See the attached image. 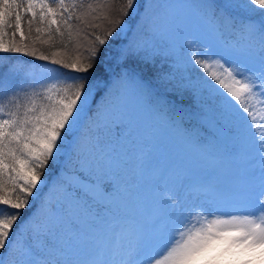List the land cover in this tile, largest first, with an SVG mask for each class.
<instances>
[{"label": "snow or ice", "instance_id": "snow-or-ice-1", "mask_svg": "<svg viewBox=\"0 0 264 264\" xmlns=\"http://www.w3.org/2000/svg\"><path fill=\"white\" fill-rule=\"evenodd\" d=\"M136 4L137 0H124L119 15L113 16V0H0V264H6L3 253L8 254L7 264H264V0H240L219 11L207 5L208 23L218 31L226 26L233 33L226 47L255 57L258 66L242 59L226 66L227 62L211 60L222 54L208 47L197 52L195 39L179 34L178 16L167 12L160 14L150 31L142 23V42L120 49L115 68L109 64L118 84H134L145 97L151 95L153 80L165 91L186 88L183 78L177 80L155 68L158 54L167 49L177 65L187 71L195 65L214 82L201 77L192 87L216 98L252 138L255 179L236 182L225 194L211 171L193 162L158 184L148 216L110 212L124 187L111 173V150L101 141L113 127L120 135L122 103L107 113L98 107L93 114L95 100H89L100 48L114 33L119 36L125 30V18L137 11ZM230 8L250 15L259 10L260 19H241L237 24ZM145 13L142 19L152 15L151 5ZM100 19L109 27L103 37L95 34L89 40L93 33L83 34L81 25L100 28L91 23ZM167 34L176 35L172 48L163 39ZM81 40L89 41V46ZM16 55L29 59H13ZM69 148L76 162L58 164ZM50 165L53 174L61 166L63 171L41 199ZM93 165L101 174L85 175L84 170ZM101 190L111 193V199L102 211L93 210ZM36 200L40 207L32 213ZM206 200L221 215L208 219L197 211ZM58 208L63 212L58 214ZM25 209L32 219L18 223ZM80 216L100 226L94 236L75 230ZM106 216L110 217L107 223ZM72 240H84L89 247L69 259L65 246Z\"/></svg>", "mask_w": 264, "mask_h": 264}, {"label": "trees", "instance_id": "trees-1", "mask_svg": "<svg viewBox=\"0 0 264 264\" xmlns=\"http://www.w3.org/2000/svg\"><path fill=\"white\" fill-rule=\"evenodd\" d=\"M182 1L187 3L189 2L192 4L195 3L196 7H198L197 9L203 15V19L201 21H203L204 23H208L207 16L210 10L207 7V5H215L217 6V11H219L220 8L226 4L235 5L238 2H240V0H137V4H136L137 11L130 12L129 16L125 18V22H126L125 30L121 32L119 36H117L114 33L113 37L109 38L108 44L100 48V53L96 60L95 67L91 73L93 77L92 79L93 89H92V95L90 96L89 99L90 101L92 99L95 100V104H91V108L93 114L95 113L98 107L102 110V112L107 113L111 111V109L115 104L122 103L121 114L123 118V123L120 125L119 128L120 135L122 128L127 126L131 130H136V133H138L136 134L138 135L137 138L140 139L141 137L145 142L149 141L148 144L150 145L151 143L150 139L152 137L150 136L151 135L150 133L153 132L157 134L158 132L157 128H158L163 133V135L166 136L169 143L172 144L173 146H176L177 148L180 143L179 138L184 136L182 142L186 140L188 143L189 140H187V138L192 139V136H194L195 139H197L199 142L207 145L208 148L215 153L218 162L221 163L223 157L222 156L223 147L217 140L213 139L210 136L205 126L199 123V118L209 117L214 119L219 125L225 127L227 131L230 134H232V138H234V141H236L238 145L242 144L241 142L243 140V135L241 137L234 135L235 128L228 124L229 122H233V120L223 109V107L217 101L216 98L211 96L207 91L203 89L192 87V85L195 84L201 77L208 80L209 83H214L210 80L209 77L206 76V74L201 69H199L195 65H192L191 66L192 70L187 71L183 66L177 65L175 63V59H176L175 55L170 54L167 51V49H162L157 56L155 68L162 69L165 73L170 72L177 80L183 78L184 83L187 85V87L180 90H174L172 88H168L165 91L163 88L158 87L155 81L153 80L150 83L151 95L150 97H145L142 94L141 90L134 84H118L116 74L112 72L111 69L109 68L110 63L112 65V68L116 67V64L119 59L118 52L120 49L127 46L129 43L133 41L142 42L143 36L140 31V26L142 23L147 25V28L145 30L150 31L153 22L158 20L161 13L167 12L169 14L178 16L176 14V9L178 6V2H182ZM87 2H95V0H86V3ZM123 2L124 0H113L111 15L113 16L119 15V6ZM148 5L152 6V15L146 19H142L145 18L146 16L145 9ZM252 7L255 8V6ZM228 12L235 18L237 24L240 23L241 19L244 20L260 19L259 10H257V13L254 15L245 13L238 8H230L228 9ZM205 20H207V22ZM91 23L100 24L102 25V27L85 28L84 25H81V28L84 29L83 34L86 35L89 32L93 33V36L89 37V40L94 39L95 34H100L103 37L105 29L109 27L107 21L100 19L96 21H91ZM177 24H178V18H177ZM212 26L215 28L214 31L217 32V37L219 39V42L223 44V46H226L227 42L233 36L231 29L226 26H222L219 28L218 31L215 25ZM220 33H223V35H221ZM160 40L161 37L157 36V41ZM165 40L168 41V45H167L168 48H172L174 45H176V38L165 39ZM81 43L85 47L89 46V41L81 40ZM180 43H186V42L180 41ZM226 49L228 48L226 47ZM86 54L87 53H85V55ZM188 54L190 55V53ZM201 58H207V57L202 55ZM13 59L27 60L29 58L24 57L22 55H16L13 57ZM34 63L42 64L45 62L34 61ZM255 66H258L257 61L255 63ZM61 71L68 72V70L65 69H61ZM68 74L79 75L70 72ZM24 87L26 88L27 86ZM216 87L221 94L225 96L227 95L226 93H223V89H219L218 85H216ZM130 90L135 91L138 94V98L140 100V103L136 102L135 106L128 97L129 95L128 93L130 92ZM183 94L185 96H190V98L189 99L187 98L188 100L185 101L178 100L179 97H183L182 96ZM191 100L192 102H190ZM130 103H132V105H130ZM140 107L143 108L142 110L143 116L141 117L142 122L136 120L134 114V111L138 113V110L136 111V109H139ZM165 117L174 119L177 123V126H174L171 123L170 124L171 128L168 129L167 126H165L166 124L163 125V123L161 122V120H163ZM135 120L137 121L138 128L133 126ZM141 129H143L145 136L141 134L139 135V133H141L140 131ZM116 131L117 130L115 129V127H113V130L111 132L106 131L101 141L103 145H106L111 150L110 171L114 175V177L117 175V171L120 170L121 167L125 166V161L123 159H120L116 155L117 147H118L117 141L119 140V138L121 139L120 135H116ZM241 133H243L242 130ZM187 135H189L190 137H186ZM134 140L136 141L138 139H134ZM186 146H187L186 144L184 145L183 148L180 146V151L181 152L185 151ZM69 159H71L73 163L76 162L74 153L72 152L71 148L68 149V154L63 157V160L58 161L57 163L62 165L63 162H67ZM52 167L53 166L50 165L49 169H47L45 172V175L50 177V179L45 181L47 187H45L44 185L41 186L42 187L41 199H43L44 195L47 194L48 188L51 187L52 182L58 176V172L53 174ZM60 168L63 167L61 166ZM84 171H85V175H88L89 172H91L93 175L101 174L97 171L95 165H93L91 169H85ZM105 171H107V169H105ZM39 207H40V200L33 201V208L31 210L32 213L37 212ZM102 208H103L102 206H98L95 203H93V210L99 209L102 211ZM62 212L63 209L58 208V214ZM31 219H32V215L29 213L28 209H25L22 212V219L18 223L27 224L28 222H30ZM74 227L75 230H77L82 236H94L100 226L94 221H92L89 217L80 216L78 222ZM86 247L87 248L89 247L86 241L72 240L65 246V253L69 259H74L80 256L86 250ZM2 255L7 264V261L9 259L8 254L3 253Z\"/></svg>", "mask_w": 264, "mask_h": 264}, {"label": "rangeland", "instance_id": "rangeland-1", "mask_svg": "<svg viewBox=\"0 0 264 264\" xmlns=\"http://www.w3.org/2000/svg\"><path fill=\"white\" fill-rule=\"evenodd\" d=\"M197 8L195 3L192 4L182 1L178 2L176 9L179 34L184 37L195 39L193 45L194 50L203 53L204 48L208 47L214 52H219L222 55H213L211 60L219 59L222 63L227 62L226 66H229L235 59L245 60L249 66H255V57H244L239 53L226 49V46H223V44L219 42L217 32L214 31L215 28L209 23L201 21L203 15ZM205 21L207 22V20ZM165 37L164 39H175L176 35L167 34ZM128 94L134 106L136 102L140 103L138 94L135 91L130 90ZM182 96L183 97H179L178 100L185 101L190 98V96H185L184 94ZM190 102H192V100ZM132 103H130V105H132ZM137 110L138 113L134 111L136 120L142 122L141 117L143 116V108L140 107L136 109V111ZM261 115H264V113ZM136 120L133 126L138 128ZM161 122L163 125L166 124L165 126H167L168 129L171 128V123L177 126L174 119L167 117L161 120ZM257 122L261 123L260 116L257 117ZM199 123L203 124L210 136L222 145L223 157L221 163L218 162L215 153L211 151L207 145L195 139L194 136H192V139L187 138V140H189L188 143L186 140L182 142L184 136L179 138L180 143H182H179L177 148L170 144L166 136L157 128L160 134L158 132L157 134L151 132L150 136L152 137L149 145V141L145 142L143 138H137L138 135L136 134L138 133H136V130H131L127 126L122 128L120 135L121 139L119 138L117 141L118 147L116 155L125 161V166L117 171L115 178L124 187V192L118 196L117 204L113 205L110 209L113 215L122 214L124 212L144 216L150 215L154 205L153 193L158 184L174 171L189 168L193 162L211 171L218 187L225 194L234 183L241 180L255 179L256 173L251 171L255 166V161L250 159L255 155V152L248 129L237 125L234 121L228 123L235 128L234 135L239 137L243 135L242 144L238 145V143L234 141V138H232V134H230L225 127L219 125L214 119L200 117ZM241 130L243 133H241ZM140 131L141 133H139V135L145 136L143 129ZM186 137L190 136L187 135ZM134 139L138 140L135 141ZM185 144L187 145L186 149L181 152L180 146L183 148ZM62 171L63 168H60L58 175H60ZM116 180H113V183H115ZM110 199L111 193L105 195L101 190L98 196L99 203H93L104 208ZM197 211L202 212L208 219H212L214 215H221L215 211V205L210 200H206L203 204V208H198ZM228 211L232 214H238L232 212L231 209ZM193 215H195V213H193ZM222 218L227 219L229 217L223 215ZM104 219L107 223L110 217L106 216Z\"/></svg>", "mask_w": 264, "mask_h": 264}]
</instances>
